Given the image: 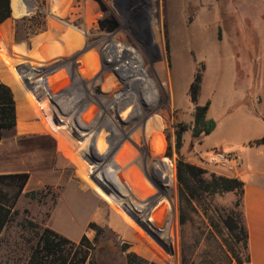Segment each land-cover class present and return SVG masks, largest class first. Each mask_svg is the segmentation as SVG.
Listing matches in <instances>:
<instances>
[{
    "label": "rangeland",
    "instance_id": "374dc122",
    "mask_svg": "<svg viewBox=\"0 0 264 264\" xmlns=\"http://www.w3.org/2000/svg\"><path fill=\"white\" fill-rule=\"evenodd\" d=\"M38 3L40 12L36 14H49L45 2ZM58 4L63 25L86 31V43L82 39V48H72L75 38L67 33L63 55L57 61L46 63L25 56L17 69L33 106L21 111L19 122L3 132L0 169H27L31 179L2 232L0 264H28L31 247L45 227L70 241L63 251L69 257L83 235L94 240L96 230L88 227L92 223L103 230L97 235L98 249L85 264H91V259L95 264H126L128 252L154 264H181L175 176L178 156L208 173L233 176L235 172L210 162L213 145L243 150L249 140L264 134V120L252 125L248 118L251 110L264 112V0H59ZM119 32L126 51L141 57L137 64L127 61L121 65L123 77L107 86L106 78L117 74L108 68L112 53L104 44L111 41L104 40L103 34ZM87 53L90 55L84 57ZM40 67L48 83L37 75ZM197 72L201 74L197 104L209 101L207 116L217 123L201 138L191 135L194 103L189 86ZM93 79L99 83L94 84ZM143 93L159 94L156 104L123 117L124 98L135 102ZM112 94L119 97L115 111L109 100ZM83 121L97 132L94 140L77 134L78 129L86 135L79 126ZM181 126L187 129L177 150L175 132ZM96 140L112 146L114 153L122 145L132 144L134 153L144 161L156 160L148 149L160 144L158 158L172 165V184L157 190L154 180L145 175L148 185L159 192L155 200L147 199L127 183L134 179L126 168L136 160L121 170L125 173L121 178L95 146ZM73 194L92 199L101 213L98 219L90 217L89 210L81 217L77 214L80 218L76 220L84 218L74 233H68L58 222L64 202ZM237 198L233 192L214 194L210 216L238 212ZM193 218L197 234L202 231L205 235L208 217L202 213ZM170 222L171 238L166 235ZM223 260L235 264L230 255Z\"/></svg>",
    "mask_w": 264,
    "mask_h": 264
},
{
    "label": "trees",
    "instance_id": "16d2710c",
    "mask_svg": "<svg viewBox=\"0 0 264 264\" xmlns=\"http://www.w3.org/2000/svg\"><path fill=\"white\" fill-rule=\"evenodd\" d=\"M17 2L18 0L14 3ZM9 15L8 0H0V41H10ZM109 50L115 52V45L110 43ZM39 66H43V64L41 63ZM108 68L111 69L109 66ZM37 69V75L40 79L48 83L49 80L43 76L44 69L42 67ZM200 84L201 74L197 72L189 86L190 100L194 103L193 124L191 127L193 138L207 136L217 126L216 121L207 116L210 102L206 101L202 105L197 104ZM106 85L108 86V84ZM116 95L112 94V98ZM112 108L115 111L114 103H112ZM72 115H74L73 112ZM83 122L79 126L90 125L87 121ZM15 124L16 112L12 91L9 86L0 80V140L2 139L3 131L13 128ZM186 129V126H181L175 132V148L177 150L181 147L182 133ZM250 143H264V136ZM94 144L105 160L110 163V166L118 170L117 174L121 178L125 177V173L121 174V170L125 169L128 162L136 160L134 164H128L126 168L127 172H131L134 179L132 182L127 180V183L131 188L134 186V190L138 189L143 192L149 200H155L159 192L148 185L145 175L154 180L153 186L157 190H159L160 186L172 184L173 182L172 165L166 160L158 158L160 155V144L157 146L153 145L152 148L149 147L148 149L150 153L155 154V161H144L142 157H138L134 153L135 150L132 144L122 145L115 153L112 146L105 145L101 140ZM137 151L139 153V150ZM167 155L170 156L171 154ZM140 160H142L141 163H139ZM134 173L136 176H134ZM175 176L177 180L178 222L181 230V264H226L223 258H227L229 255L235 261V264H251L248 234L241 212L244 182L234 176L208 173L206 169L186 161L182 156H178L176 160ZM28 179V172L0 173V239L3 230L11 220L16 202L22 195ZM140 184L142 189H140ZM225 192L236 194L238 198L235 204L239 210L238 212L217 214L214 219L208 212L212 205L211 197L216 193L222 194ZM100 213L99 209H97L92 217L98 219ZM202 213L209 220V223L205 225V235L202 231L197 234L198 227L195 225L193 218L194 215ZM28 224L34 225L33 222H28ZM88 227L96 230L94 240L91 242L83 235L80 243L75 246L69 257L68 255L64 256L63 251L64 246L70 241L54 230L45 227L37 236L35 244L31 247L28 264H47L52 262L57 264L58 260L62 261L60 264H85L87 258L89 256L92 257L98 249L96 243L97 235L103 230L94 223L89 224ZM166 235L169 238L172 236L171 222L167 226ZM83 243H85V246ZM91 261V264H95L92 259ZM126 264L154 263L148 262L134 252H128L126 254Z\"/></svg>",
    "mask_w": 264,
    "mask_h": 264
},
{
    "label": "crops",
    "instance_id": "0c3cea01",
    "mask_svg": "<svg viewBox=\"0 0 264 264\" xmlns=\"http://www.w3.org/2000/svg\"><path fill=\"white\" fill-rule=\"evenodd\" d=\"M15 1L16 0H13V2ZM38 1L45 2L44 5L49 8V14L46 12H44V16L36 14L37 12H40L37 10L39 9ZM58 1L59 0H18L14 7L12 5V0H8V6L10 9V41H0V80L9 86L12 91L15 102L16 123L19 122V114L21 111L26 112L33 106L31 105L32 102L30 101V96L26 91L23 80L17 70L18 67L22 65L24 57L34 56L35 59H42L46 63L57 61L63 55V49L65 47L64 36L67 33H69L72 38H75L74 41H71L72 48L78 50L86 43V31H82L72 25H63L60 16L61 6L58 4ZM46 2H50V4H47ZM41 12L43 13V10ZM86 17V25L89 27V14H87ZM78 33H80V35H78ZM121 38H123L122 32L113 36L110 34H103V39L110 40V43L114 44L116 49L115 52L110 51V43L104 44L105 50L112 53V56H109L110 64L108 66L117 74V77L109 75L106 78V84H108V86L115 85L114 81L123 77L121 65L126 64L127 61L132 64H137L141 57L134 51H126V48L121 45ZM82 39L85 43L81 41ZM122 49L124 55L120 56L119 52ZM86 56H89V53L84 55V57ZM158 78L161 82L160 85L157 81L158 86L160 85L161 89L166 94L164 88L165 84L162 83L159 75ZM93 82L94 84H97L99 83V79L94 80ZM158 95L159 94L154 96L148 93H143L140 95V99L135 102L128 97H125L121 107V109L125 108L122 116L128 118L133 114L136 115L140 113L146 109V106L151 107L155 105ZM110 97V102L114 104L115 101L119 99L117 95L114 98H112V96ZM258 113L259 114H256L254 110L249 112V123L252 125H259L260 122L264 120V112L260 113L258 111ZM111 120L114 119L110 118V121ZM90 126L91 124L80 126L81 129L86 131V135H82L77 129V134L81 139L85 137L94 140V138H96V133L94 134L93 128ZM262 136H264V134L249 140L245 144L243 150H239L237 147L231 145H222L221 143H218L215 146L213 145L215 148L236 155L237 167L233 176L244 182L241 212L248 234V249L251 264H264V143H250ZM99 141L96 140L95 143ZM14 172L29 173L27 169L21 168L16 169L15 171H10V168L0 169V173ZM29 179H31V175H29ZM24 191L25 190H23V193H25ZM94 204L95 203L92 199H89L84 195H71L70 198L64 202L62 213L60 212L58 227L68 233H74L77 230V226H80V222L84 217L81 220H76V218H80L87 210H89V216L92 217L95 210H97ZM77 214H79L80 217H78ZM66 215L73 221H69ZM75 221L77 224L74 223Z\"/></svg>",
    "mask_w": 264,
    "mask_h": 264
},
{
    "label": "built area",
    "instance_id": "2783aa9c",
    "mask_svg": "<svg viewBox=\"0 0 264 264\" xmlns=\"http://www.w3.org/2000/svg\"><path fill=\"white\" fill-rule=\"evenodd\" d=\"M210 162L231 173L235 172L237 167L236 155L227 153L219 148L214 149Z\"/></svg>",
    "mask_w": 264,
    "mask_h": 264
}]
</instances>
